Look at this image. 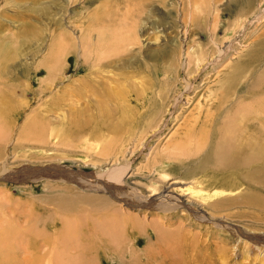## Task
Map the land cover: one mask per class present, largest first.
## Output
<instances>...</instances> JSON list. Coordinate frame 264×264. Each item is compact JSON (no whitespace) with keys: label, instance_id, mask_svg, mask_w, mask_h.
<instances>
[{"label":"rangeland","instance_id":"1","mask_svg":"<svg viewBox=\"0 0 264 264\" xmlns=\"http://www.w3.org/2000/svg\"><path fill=\"white\" fill-rule=\"evenodd\" d=\"M262 93L264 0H0L13 260L264 264V151L229 191L201 164L227 126L264 134ZM46 121L68 126L53 138Z\"/></svg>","mask_w":264,"mask_h":264},{"label":"bare ground","instance_id":"2","mask_svg":"<svg viewBox=\"0 0 264 264\" xmlns=\"http://www.w3.org/2000/svg\"><path fill=\"white\" fill-rule=\"evenodd\" d=\"M183 3V2H182ZM136 20V19H135ZM135 23H137V21L135 22ZM138 25V24H137ZM61 27H62V24H61ZM63 28V27H62ZM133 28V27H132ZM136 30V29H135ZM133 31L132 30V33L133 32H136V31ZM137 34V33H136ZM135 34V35H136ZM67 35L66 34H63L61 37H60V42H61V46L63 45V44H65L66 43V39H65V37H66ZM130 37V36H129ZM131 40H133L134 39V37L132 36L131 38H130ZM130 39H128L127 40V42H129L130 41ZM126 42V43H127ZM131 42H134V41H131ZM60 44V43H59ZM130 44V43H129ZM162 53V52H161ZM165 53H162V55L165 57L166 55H164ZM160 56V55H159ZM163 57V58H164ZM96 83V82H95ZM96 86V85H95ZM262 94H264V93H262ZM2 104V105H1ZM5 104H7L6 102H3L2 101V97L0 96V112L1 113H3V116H0V136L2 135V133H3V127H6V125H8V122L6 123L4 120H7L6 118V114L8 113V111H7V109L8 108H6V106H5ZM1 115V114H0ZM255 121V120H254ZM32 123H34V122H32ZM260 123H261V121H260ZM261 124H264V122L263 123H261ZM258 125H259V121H258ZM33 127V129H35V131H38L37 129H39V132H36L37 133V136L39 135L40 136V127H42V125L41 124H38L37 122H36V124H33V125H30V127ZM43 126H45V127H48V128H52L51 130L52 131H49V132H51V134H52V136H53V138H55L56 137V135L57 134H60V133H62L64 130L63 129H67V126L68 125H66V128H63L64 127V125L63 124H58V125H54V126H52L51 124H50V122L49 121H46V122H44V124H43ZM250 126V125H249ZM248 126V127H249ZM13 127V126H12ZM61 127V128H60ZM96 126H94V128H95ZM99 126H97L96 128H98ZM237 127V126H236ZM253 127V126H252ZM252 127H251V129H252ZM26 128V127H25ZM24 128V129H25ZM43 128V127H42ZM225 128H227L226 130L227 131H225V132H223V135L221 134V137L223 138V139H219V146L217 147V153H219L220 154V156H218L217 157V159H215V158H213L212 157V162H214V163H210V164H208L209 162L208 161H206V160H201L202 161V165L205 167V168H207L208 169V167L210 166V165H214V167L216 168L217 167V165L218 166H222V167H225L226 168V171L227 172H229L232 176H229V177H224V175L221 173V172H219V171H217L216 169H215V173H216V175H218V177L219 178H224L221 182L223 183V185H221L222 186V188H223V190H227V191H229V190H232V189H234L235 188V186L237 185V182H236V179L237 178H239V174L240 173H243L242 171L244 170V169H246V170H248L247 171V173H251L252 172V169H254V168H250L249 166L251 165V164H249V161L247 160V158H248V156H254L253 157V160H254V158H256V157H258V154L259 153H261L262 151H264V134L261 132V136L258 134V135H256V136H250V135H248V133L245 135L244 133L245 132H247V130H246V128H245V132L244 133H241V132H239V133H234L233 135L230 133V132H232L231 130H230V126H227V127H225ZM232 128V127H231ZM250 128V127H249ZM94 130V129H93ZM230 130V131H229ZM244 130V129H243ZM243 130H242V132H243ZM253 130V129H252ZM66 131V130H65ZM91 131V130H90ZM96 131H97V129H96ZM96 131H92V132H89V135L91 136V137H93L94 139H96L97 138V136H98V133L96 132ZM235 131V130H234ZM5 132V131H4ZM236 132V131H235ZM256 132V131H255ZM31 133H33V132H31ZM44 133H45V131H44ZM27 135H28V133H26ZM251 134V133H250ZM31 135V134H30ZM4 135H2V137H3ZM57 137H59L58 135H57ZM36 139V141L38 140V141H40L41 142V140L43 139L41 136H40V138L38 137V139H37V137H35ZM1 139V138H0ZM31 139V138H30ZM34 139V138H33ZM45 139V138H44ZM32 140V139H31ZM258 141H261V142H258ZM57 144V142L56 143H53V146H55ZM256 144H257V146H256ZM200 147H201V145H199ZM215 153H216V150H215ZM214 153V154H215ZM213 154V155H214ZM209 155V154H208ZM205 156V155H204ZM203 156V157H204ZM205 157H208L207 155L205 156ZM211 158V157H210ZM259 158V157H258ZM209 161H210V159H209ZM200 162V161H199ZM243 167H244V169H243ZM211 170V169H210ZM213 171V170H212ZM214 172V171H213ZM122 173H123V171L121 172V170H118V171H114V172H112V173H110L109 175H108V178H109V180H112V181H118L119 182V180H121L122 179ZM253 173V172H252ZM254 174V173H253ZM215 177V175L213 176V178ZM231 177V178H230ZM255 178H256V176H254ZM165 180H167V179H165ZM257 180V179H256ZM250 181V180H249ZM260 181V180H259ZM108 182V181H107ZM110 183V182H109ZM262 183V182H261ZM260 183V184H261ZM111 184V183H110ZM249 184V183H248ZM246 186H249V185H246ZM253 188V187H252ZM247 189H249V188H247ZM250 191H251V189H249ZM253 190V189H252ZM156 190H154V193H152V195L153 194H156V192H155ZM245 191H246V189H245ZM151 192V191H150ZM153 192V191H152ZM255 192V191H254ZM249 193V192H248ZM246 194H247V192H246ZM250 194V193H249ZM252 194V193H251ZM250 194V195H251ZM253 197H254V195H253ZM252 196H248V194L245 196V199H254ZM78 199V202H80L81 200H82V198L81 199H79V198H76V200ZM162 199V198H161ZM102 200H105V201H108V200H106V199H102ZM130 200V199H129ZM126 202V201H125ZM173 202V201H172ZM91 203H94L95 204V207L96 206H99V207H102V208H105L106 207V205L105 204H102L101 202H96V201H91ZM106 204H108V203H106ZM94 206V205H93ZM113 206V205H112ZM174 206V205H173ZM176 210V209H175ZM163 211H165V212H168L169 210H165V208L163 209ZM121 213H123V212H121ZM129 225H131V224H129ZM138 225V224H137ZM3 230V229H2ZM38 235H42V236H44L45 237V235H43V234H38ZM161 235V237H165V234H160V233H158V237ZM12 238H17V239H19L18 238V233L17 232H15V231H10V230H4L3 232H0V264H21L20 262H18V263H16L13 259V257H12V255L15 253V247H13V246H11L12 248H10L9 247V245L10 244H8V241L10 240V239H12ZM162 238V239H163ZM53 246L52 245H50L49 246V248L51 249ZM14 251V252H13ZM51 251V250H50ZM6 253V254H5ZM3 254H5V255H3ZM246 255V254H245ZM52 260H53V258H52ZM54 262H56V263H59V258H58V256H56L55 258H54ZM30 264H32V263H30Z\"/></svg>","mask_w":264,"mask_h":264}]
</instances>
